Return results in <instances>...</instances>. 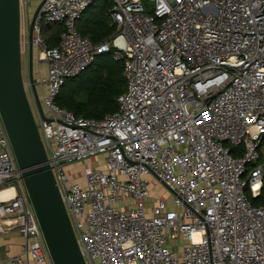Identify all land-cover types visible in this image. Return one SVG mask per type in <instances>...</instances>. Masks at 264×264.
<instances>
[{"label":"built area","instance_id":"obj_1","mask_svg":"<svg viewBox=\"0 0 264 264\" xmlns=\"http://www.w3.org/2000/svg\"><path fill=\"white\" fill-rule=\"evenodd\" d=\"M92 1L44 0L36 15L46 71L35 84L49 120L24 84L86 264H264V201L247 195L264 181V0H112L114 31L99 43L76 27ZM52 22L64 31L47 46L41 24ZM108 51L126 78L116 110L86 118L59 106L64 79ZM5 189L0 222L25 238L12 261L53 264L0 117Z\"/></svg>","mask_w":264,"mask_h":264},{"label":"water","instance_id":"obj_2","mask_svg":"<svg viewBox=\"0 0 264 264\" xmlns=\"http://www.w3.org/2000/svg\"><path fill=\"white\" fill-rule=\"evenodd\" d=\"M43 1L39 0L28 28L27 76L38 111L43 119L49 120L44 116L33 67V24ZM0 117L53 264H86L47 163L24 86L20 0H0ZM161 183L169 189L166 183Z\"/></svg>","mask_w":264,"mask_h":264},{"label":"trees","instance_id":"obj_3","mask_svg":"<svg viewBox=\"0 0 264 264\" xmlns=\"http://www.w3.org/2000/svg\"><path fill=\"white\" fill-rule=\"evenodd\" d=\"M112 0H93L76 21L80 35L99 43L111 35L114 25L109 20ZM148 12H151L148 9ZM64 26L59 22L41 24V34L47 46L59 41ZM126 88L123 74V60L115 59L111 51L95 56L93 61L76 73L64 79L56 97V103L86 118H101L117 108L116 97ZM253 205L264 201V181L259 196L253 197L247 191Z\"/></svg>","mask_w":264,"mask_h":264},{"label":"rangeland","instance_id":"obj_4","mask_svg":"<svg viewBox=\"0 0 264 264\" xmlns=\"http://www.w3.org/2000/svg\"><path fill=\"white\" fill-rule=\"evenodd\" d=\"M39 3V0H28L27 3V10L23 6L21 8V59H22V75H23V81L24 84L27 82V35L26 31L29 28V24L31 21V18L34 14V11ZM145 3L148 5V7L152 6V1L150 0H145ZM37 53L38 50L35 45H33V67H34V73H35V78L38 76V70L42 72V74L45 73L46 71V64L43 61L38 62L37 59ZM37 90L40 92V88L38 87ZM27 96L29 98L30 103L32 104L31 96L30 93L27 92ZM35 120L38 121V117L35 114ZM96 160H100V157H97ZM93 160H87L85 163L87 164V167H91ZM101 162V160H100ZM99 162V163H100ZM76 169V173L81 174L84 168V164H76L74 165ZM151 193L154 197L158 198H164L169 200V197H171V193L162 185L160 184L157 180H151ZM169 207L173 208L172 204L169 203ZM170 244H179L180 245V240L179 239H170L169 241Z\"/></svg>","mask_w":264,"mask_h":264},{"label":"crops","instance_id":"obj_5","mask_svg":"<svg viewBox=\"0 0 264 264\" xmlns=\"http://www.w3.org/2000/svg\"><path fill=\"white\" fill-rule=\"evenodd\" d=\"M24 242L25 238L22 235L8 231L7 226L0 222V264H17L12 261V257L20 254V247ZM26 264L37 263L29 258Z\"/></svg>","mask_w":264,"mask_h":264},{"label":"bare ground","instance_id":"obj_6","mask_svg":"<svg viewBox=\"0 0 264 264\" xmlns=\"http://www.w3.org/2000/svg\"><path fill=\"white\" fill-rule=\"evenodd\" d=\"M12 193V189L0 190V198L9 196Z\"/></svg>","mask_w":264,"mask_h":264}]
</instances>
